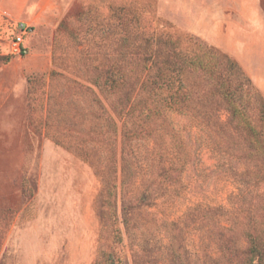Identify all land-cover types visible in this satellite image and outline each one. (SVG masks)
Instances as JSON below:
<instances>
[{
    "label": "rangeland",
    "instance_id": "374dc122",
    "mask_svg": "<svg viewBox=\"0 0 264 264\" xmlns=\"http://www.w3.org/2000/svg\"><path fill=\"white\" fill-rule=\"evenodd\" d=\"M185 1L58 0L21 56L0 16V264L243 262L264 164L225 92L264 138V23L235 7L217 29ZM211 48L235 66L187 63Z\"/></svg>",
    "mask_w": 264,
    "mask_h": 264
},
{
    "label": "trees",
    "instance_id": "16d2710c",
    "mask_svg": "<svg viewBox=\"0 0 264 264\" xmlns=\"http://www.w3.org/2000/svg\"><path fill=\"white\" fill-rule=\"evenodd\" d=\"M120 50H119L120 52L118 51L115 54V56L110 59L111 61L110 70L112 72L114 71L122 72L123 64L132 61V55H128L127 51L124 52V49L122 48ZM209 54H210L209 55L210 59L208 56H207L208 58L206 59V57H204L205 55L203 54L200 56V58H196L195 60L190 59L187 63L193 67H200L201 69L217 67L216 64L222 61H225V66L229 69L235 66L234 62L231 61V59L227 55L219 54L217 51L213 50L212 48ZM170 55L174 56L175 54L171 53ZM153 56L154 55H152V53L149 52H144L141 54L142 59L144 58L146 60L148 59L154 60ZM225 96L228 98V103L229 106L231 107V113L234 122L239 127H243L245 130H247L249 134L248 138L251 146V153L253 154L252 156H254L256 159H258L260 162L264 164V138H260L258 136V132L256 131V129L253 126L249 125L246 119L241 115V112H239L238 109L235 107L234 103L230 101L229 92H225ZM128 101H129V96L127 95L118 96L117 99L113 101L112 104L115 114L121 117L122 116L128 117L130 115H133L135 99L131 103H128ZM127 129L128 128H126V130ZM128 134L132 135V132L130 131L126 132V136H128ZM257 219H260V221L262 220L263 226L260 228H256L254 231L248 232L246 236L248 242L247 255L241 264H264V216L261 215L259 217L257 216ZM112 264H120V263L112 262Z\"/></svg>",
    "mask_w": 264,
    "mask_h": 264
},
{
    "label": "crops",
    "instance_id": "0c3cea01",
    "mask_svg": "<svg viewBox=\"0 0 264 264\" xmlns=\"http://www.w3.org/2000/svg\"><path fill=\"white\" fill-rule=\"evenodd\" d=\"M57 3L58 0H0V16L27 22L29 24L33 22L36 24H43L50 21L51 15H55ZM185 4L200 5L201 7H215V9H213L214 13L211 12L212 10L203 8L205 12H201V14L199 12V15H212V19L209 17L204 18L215 22L217 29H222V21H227L230 16L237 15V9H235V7H246L245 13L252 22L258 25L264 23V18L257 8L258 0H186ZM218 22H220V24ZM254 82L264 93V81L256 80Z\"/></svg>",
    "mask_w": 264,
    "mask_h": 264
},
{
    "label": "built area",
    "instance_id": "2783aa9c",
    "mask_svg": "<svg viewBox=\"0 0 264 264\" xmlns=\"http://www.w3.org/2000/svg\"><path fill=\"white\" fill-rule=\"evenodd\" d=\"M31 30L27 22L17 21L8 41V52L11 55L21 56L27 53L25 35Z\"/></svg>",
    "mask_w": 264,
    "mask_h": 264
}]
</instances>
